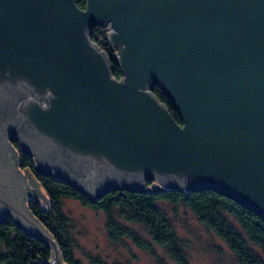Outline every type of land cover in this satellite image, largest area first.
Here are the masks:
<instances>
[{"label":"water","instance_id":"95a60500","mask_svg":"<svg viewBox=\"0 0 264 264\" xmlns=\"http://www.w3.org/2000/svg\"><path fill=\"white\" fill-rule=\"evenodd\" d=\"M105 23L119 77L89 37ZM7 136L92 198L212 187L264 218V0H0V220L65 264L24 201L49 198Z\"/></svg>","mask_w":264,"mask_h":264},{"label":"trees","instance_id":"16d2710c","mask_svg":"<svg viewBox=\"0 0 264 264\" xmlns=\"http://www.w3.org/2000/svg\"><path fill=\"white\" fill-rule=\"evenodd\" d=\"M74 2L83 7L85 0ZM98 35H104L101 26L91 25L90 39L105 50L112 74L119 77L120 69L112 59L113 51L105 40H98ZM149 89L166 105L173 118L180 122L176 109L161 86L154 83ZM20 155L23 157L21 166H27L35 175L42 192L49 198L41 204L36 196H30L27 207L50 232L58 246L61 263L84 264L73 253L70 219L61 208V196H70L103 211L104 225L110 239L122 241L127 236L134 244L147 249L159 264L167 262L155 252L151 241L125 222H139L150 239L164 247L176 264H191L183 249L182 238L175 231L168 214V205L175 207L178 203L190 209L201 224L225 241L238 264H264V218L212 187L110 188L92 198L65 179L34 170L32 159L26 154ZM146 184L151 187V180L144 181V186ZM50 253L45 241L24 232L10 217L0 220V264H50L49 261L41 262L47 260Z\"/></svg>","mask_w":264,"mask_h":264},{"label":"rangeland","instance_id":"374dc122","mask_svg":"<svg viewBox=\"0 0 264 264\" xmlns=\"http://www.w3.org/2000/svg\"><path fill=\"white\" fill-rule=\"evenodd\" d=\"M38 188L41 190L39 184ZM33 195L41 204L45 203L40 194L33 192ZM60 201L62 211L70 219V232L74 238L73 253L84 264H159L147 249L134 244L127 236H124L122 241L110 239L101 209L83 204L70 196H61ZM168 214L175 231L182 238L183 249L189 263L238 264L225 241L213 230L201 224L190 209L179 203L175 207L168 205ZM125 223L143 238L149 239L155 252L167 264H176L164 247L150 239L139 222Z\"/></svg>","mask_w":264,"mask_h":264},{"label":"flooded vegetation","instance_id":"af4514ba","mask_svg":"<svg viewBox=\"0 0 264 264\" xmlns=\"http://www.w3.org/2000/svg\"><path fill=\"white\" fill-rule=\"evenodd\" d=\"M6 138H7L8 142H9V143L13 146V148L16 150V153L18 154V157H19V161H18V169H19L21 172H23V174H24V178H25V180H26L27 185H28V186H31V183L29 182V180H28V178H27V174H26L25 171L23 170V167H24V166H21V162H22V160H23V157L20 155V153H23L24 155H25V154L28 155V157H30V158L32 159V161H33V169L36 170V171H39V172H40L39 169H35V168H34L36 162H35V160H34V157L32 156V153H28L27 151L21 149V143H20V140H19L18 137H16V136H7ZM49 168L53 170V165H49ZM29 172L31 173V175L33 176V178L36 180L35 175H34L31 171H29ZM41 172H42V171H41ZM50 174H51V173H50ZM51 175H52V174H51ZM59 177H60V176H59ZM60 178L63 179V177H60ZM64 179H65V178H64ZM36 181H37V180H36ZM33 192H35V191H32V194H33ZM34 195H35V194H34ZM30 196H33V195H29V193H25V197H24V201H25V203H27L28 197H30ZM26 205H27V204H26Z\"/></svg>","mask_w":264,"mask_h":264},{"label":"built area","instance_id":"2783aa9c","mask_svg":"<svg viewBox=\"0 0 264 264\" xmlns=\"http://www.w3.org/2000/svg\"><path fill=\"white\" fill-rule=\"evenodd\" d=\"M100 26H101V28H102V30L104 32V35L103 36L102 35H98V40L102 41V40H105V35H106L105 31H106V29H110V26H109L108 23H105V24L100 25ZM115 50H116V48L112 49L113 52H115Z\"/></svg>","mask_w":264,"mask_h":264}]
</instances>
